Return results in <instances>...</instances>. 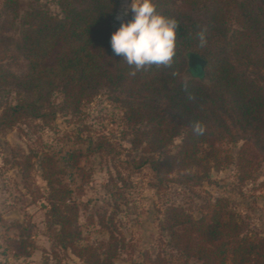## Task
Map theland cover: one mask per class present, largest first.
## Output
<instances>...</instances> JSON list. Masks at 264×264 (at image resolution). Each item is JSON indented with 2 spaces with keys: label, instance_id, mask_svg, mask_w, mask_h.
<instances>
[{
  "label": "trees",
  "instance_id": "obj_1",
  "mask_svg": "<svg viewBox=\"0 0 264 264\" xmlns=\"http://www.w3.org/2000/svg\"><path fill=\"white\" fill-rule=\"evenodd\" d=\"M42 0H0V32H17L14 45L24 68L16 72L0 61V131L31 121L51 127L62 113H76L102 90L118 94L126 121L144 126L137 147L148 154L158 179L185 172L180 182L203 181L213 160L222 163L215 144L235 142L239 132L251 133L264 156V0H153L157 12L177 21L175 55L169 66L150 65L130 75L122 56L115 55L110 38L118 0H57L63 16H52ZM132 19V14L122 22ZM205 43L201 44L199 33ZM1 44V42H0ZM205 62V79L185 76L188 55ZM62 95L55 104L53 95ZM17 99L11 103L9 98ZM199 122L203 134L193 131ZM185 132L179 149L168 148ZM160 153V156H157ZM83 152L68 155L78 169ZM260 156V155H258ZM34 155L17 162L30 183ZM242 180L252 178V157L242 149L238 159ZM202 170V174L194 171ZM186 171H189L186 173ZM64 171L51 155L42 160L46 226L53 247L70 252L82 264H115L125 249V239L113 215L103 221L109 238L98 246L81 245L79 206ZM186 180H185V179ZM227 202L215 200L210 215L195 219L178 206L167 207L161 229L173 248L187 260L202 264H264V238H253L232 214ZM153 264H167L158 255Z\"/></svg>",
  "mask_w": 264,
  "mask_h": 264
},
{
  "label": "rangeland",
  "instance_id": "obj_2",
  "mask_svg": "<svg viewBox=\"0 0 264 264\" xmlns=\"http://www.w3.org/2000/svg\"><path fill=\"white\" fill-rule=\"evenodd\" d=\"M118 1L115 26L132 14L130 10L125 14L130 0ZM41 3L52 16H63L57 0ZM17 35L14 29L0 32V37L12 40ZM2 38L0 61L16 72L22 71L24 62L17 49L4 45ZM188 61L185 76L205 79L204 60L189 53ZM116 97L120 96L102 90L85 101L78 112H60L51 127L31 121L0 131V264H82L70 252L53 247L46 226V202L36 200L46 192L41 178L46 154L58 161L65 181L74 190L81 245L106 243L109 234L102 223L113 215L125 239V249L115 264H153L158 255L167 264H202L176 251L162 231L161 222L169 206H178L198 219L210 215L215 200L223 198L226 214L237 217L247 235L264 238V156L255 147L251 133L239 132L235 142L215 144L222 167L217 169L213 160L207 162L210 170L203 181L182 183L185 172L160 180L150 165H142L148 154L143 145H136L144 126L126 121L125 110ZM16 99L12 94L9 101L15 103ZM53 101L60 105L62 95L54 94ZM184 136L185 132L176 137L168 149L176 152ZM242 149L252 157L253 176L247 180H242L238 164ZM78 150L83 154L75 169L67 158ZM29 154L34 155L33 169L26 184L17 162ZM192 171L202 174V170Z\"/></svg>",
  "mask_w": 264,
  "mask_h": 264
},
{
  "label": "clouds",
  "instance_id": "obj_3",
  "mask_svg": "<svg viewBox=\"0 0 264 264\" xmlns=\"http://www.w3.org/2000/svg\"><path fill=\"white\" fill-rule=\"evenodd\" d=\"M128 10L132 19L121 22L110 38L114 54L133 66L130 75L145 66H169L175 55L177 21L157 12L153 0H130L125 14ZM199 38L201 44L206 42L203 32ZM193 131L203 134L204 128L196 122Z\"/></svg>",
  "mask_w": 264,
  "mask_h": 264
}]
</instances>
